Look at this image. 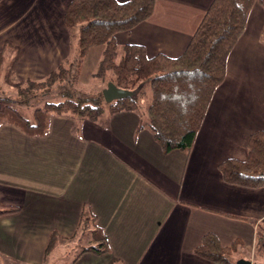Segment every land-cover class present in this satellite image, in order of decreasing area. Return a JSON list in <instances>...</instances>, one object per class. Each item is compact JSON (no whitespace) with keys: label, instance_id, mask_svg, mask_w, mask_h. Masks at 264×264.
<instances>
[{"label":"crops","instance_id":"1","mask_svg":"<svg viewBox=\"0 0 264 264\" xmlns=\"http://www.w3.org/2000/svg\"><path fill=\"white\" fill-rule=\"evenodd\" d=\"M71 1L0 2V54L12 46L3 70L13 47L20 51L14 81H42L70 58L63 19ZM211 2L155 0L148 19L115 34L118 53L136 45L147 57H179ZM140 111L105 112L95 122L53 115L43 137L0 125V205L20 208L0 216L2 257L41 264L50 234L74 239L85 210L110 253L74 264H214L192 252L208 233L224 247L238 240L240 259L249 260L264 226V188L226 184L218 165L244 161L248 137L264 130V0L248 14L188 156L164 154L148 130L137 132Z\"/></svg>","mask_w":264,"mask_h":264},{"label":"trees","instance_id":"2","mask_svg":"<svg viewBox=\"0 0 264 264\" xmlns=\"http://www.w3.org/2000/svg\"><path fill=\"white\" fill-rule=\"evenodd\" d=\"M255 1L212 0L182 55L168 58L160 54L147 57L144 48L136 45L124 46L118 53L114 40L116 33L129 31L148 19L155 0L124 3L72 0L63 19L73 39L71 56L43 81L13 80L20 58L16 47L3 74V52L12 47L10 43L5 44L0 54V79L15 93L0 99L4 102L0 108V125L9 124L28 136L43 137L49 132L53 115L70 113L78 120L95 122L105 112L110 115L138 112L143 89L147 86L150 101L137 132L148 130L164 154L180 151L188 156L212 96L224 80L228 56L245 30ZM99 46H103V51L93 76L105 81L106 85L111 82L119 89L132 91L131 98L106 104L102 90L87 91L78 87L85 57ZM53 99L58 101H51ZM19 108L32 109L30 117ZM246 152L244 161L228 159L220 163V176L226 184L264 188V130L248 137ZM19 211L18 207L0 205V216ZM79 231L83 236L88 234L90 240L88 245L79 247L80 252L71 264L86 253L96 256L110 253L107 236L96 225L90 211H82ZM259 233L257 246L261 247L264 226L259 228ZM60 240L56 232L50 234L45 258L57 248ZM240 249L242 245L238 240L224 247L214 234L208 233L192 252L214 264H236Z\"/></svg>","mask_w":264,"mask_h":264},{"label":"rangeland","instance_id":"3","mask_svg":"<svg viewBox=\"0 0 264 264\" xmlns=\"http://www.w3.org/2000/svg\"><path fill=\"white\" fill-rule=\"evenodd\" d=\"M101 50V51H100ZM102 50L103 47L99 46L97 49H91L87 56L85 57L81 74L79 78L78 87L87 91H99L103 90L106 87L105 81H103L100 78H96L93 76V74L96 72L98 63L102 56ZM99 53V58H98ZM119 58V57H118ZM8 69V66H7ZM6 69H2V73L4 74ZM14 80V77H13ZM43 81V80H42ZM20 82V81H17ZM41 82V81H38ZM13 93H15V90L7 86L3 83V81L0 79V99H7L9 97H12ZM51 101H58V99H53ZM150 101V91L149 88L146 86L143 89V95L141 97L140 101V107L139 109L142 111H146V108ZM3 101H0V108L3 106ZM19 111L22 112L26 117H30L32 109L27 108H19ZM89 235H82L81 231L77 233V236L72 240H67L63 242H59L57 248L50 253L49 256L44 258L41 264H71L73 260L76 258L78 253L80 252L79 247L86 246L89 243ZM256 252L252 255H250L249 260L251 264H264V247H258L256 248ZM242 256L243 254H238ZM96 256V255H94ZM103 256V255H102ZM100 257V256H99ZM77 261V260H76ZM0 264H20L15 261H11L9 259H6L0 255Z\"/></svg>","mask_w":264,"mask_h":264},{"label":"water","instance_id":"4","mask_svg":"<svg viewBox=\"0 0 264 264\" xmlns=\"http://www.w3.org/2000/svg\"><path fill=\"white\" fill-rule=\"evenodd\" d=\"M102 96L106 104H111L115 101L129 99L133 96V92L129 90L119 89L113 83H107L105 89L102 90ZM236 264H251L250 261L239 259Z\"/></svg>","mask_w":264,"mask_h":264}]
</instances>
